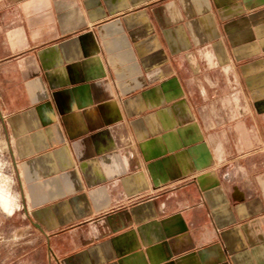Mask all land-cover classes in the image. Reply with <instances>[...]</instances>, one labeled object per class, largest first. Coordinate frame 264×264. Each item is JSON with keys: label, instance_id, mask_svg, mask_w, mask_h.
I'll return each instance as SVG.
<instances>
[{"label": "crops", "instance_id": "0c3cea01", "mask_svg": "<svg viewBox=\"0 0 264 264\" xmlns=\"http://www.w3.org/2000/svg\"><path fill=\"white\" fill-rule=\"evenodd\" d=\"M0 132L54 264H264V0H0Z\"/></svg>", "mask_w": 264, "mask_h": 264}, {"label": "rangeland", "instance_id": "374dc122", "mask_svg": "<svg viewBox=\"0 0 264 264\" xmlns=\"http://www.w3.org/2000/svg\"><path fill=\"white\" fill-rule=\"evenodd\" d=\"M0 190L15 203L11 215L0 203V264H54L43 235L24 213L9 148L1 137Z\"/></svg>", "mask_w": 264, "mask_h": 264}, {"label": "bare ground", "instance_id": "6f19581e", "mask_svg": "<svg viewBox=\"0 0 264 264\" xmlns=\"http://www.w3.org/2000/svg\"><path fill=\"white\" fill-rule=\"evenodd\" d=\"M0 203L10 215L13 214L15 203L11 195L0 190Z\"/></svg>", "mask_w": 264, "mask_h": 264}]
</instances>
